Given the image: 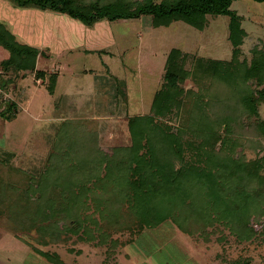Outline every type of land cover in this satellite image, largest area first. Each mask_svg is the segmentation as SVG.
I'll use <instances>...</instances> for the list:
<instances>
[{"label":"rangeland","instance_id":"rangeland-1","mask_svg":"<svg viewBox=\"0 0 264 264\" xmlns=\"http://www.w3.org/2000/svg\"><path fill=\"white\" fill-rule=\"evenodd\" d=\"M84 1L98 6L114 0ZM123 1L127 9L133 10L143 0ZM160 1L155 0V3ZM230 9L241 17V26L246 32L242 45L237 48V55L252 68L248 91L255 88L264 92V80L261 81L256 72V63L264 58L260 53H264V2L236 0ZM228 22L227 17H207V24L201 31L182 22L156 28L149 16L110 22L114 34L110 33L108 37L112 44L106 46L104 52H91L88 56L76 51L78 59L72 65H75L74 71L81 72L92 63L91 73L101 71L104 64L115 68V72L110 71L114 76H108L110 83L107 88H118L126 97L125 103L118 98L115 101L107 99L101 105L86 102L85 105H81L82 102L76 105L79 100L74 94H78L79 90L83 92L87 80L67 77V69L72 66H68L69 60H61V57L59 61L63 62V66L59 68L57 61L51 57L48 59L50 52L45 49L41 64L37 69L35 63V68L48 75L54 72L51 65L56 66L55 71L62 75V79L60 82L58 80L54 94L50 78L38 80L35 73L20 71L16 74L10 69L1 70L0 63V71L3 72L1 78L7 84L3 99L0 100V149L12 154L10 167L36 176L44 164L52 159L50 176L53 182H57L55 178L61 176L70 164L54 162L53 149L64 150L63 158L72 157V152L79 155L84 152L80 147L81 140L87 138L86 146L96 157L112 159L116 152L118 157L115 167L120 169L133 156L147 154L145 144L148 129L143 120H140L141 128L129 133L136 118L145 117L160 126L165 135L182 136L180 153L172 157L171 162L176 171L184 170L186 187L197 201L213 200L216 195L214 180L212 183L210 180L207 182L208 186L203 191L205 196L197 191L195 185L203 180L200 176L202 170H205L207 155L222 152L225 137H234L230 138L235 144L231 155L235 160L241 159L239 166L242 167L243 162L245 165L260 161L263 165L260 174L264 176V135L256 127L259 121L264 120V95L260 97L258 114L237 112V115H233L229 112L226 115L221 108L223 105L230 102L231 106L236 105L235 108H240V105L231 98L216 97L221 96L218 82L207 77H198L195 82L188 78L180 85L184 95L175 99L167 97L162 102L158 100L162 105L153 107L158 103L155 95L164 83L165 60L170 50L177 49L185 56L187 69L192 65L191 60L197 58L223 62L230 60L233 46L228 38ZM15 38L23 45L21 39L17 36ZM106 50L111 59L104 57ZM7 58L8 55L5 60ZM188 92L199 95L203 107L189 103ZM47 95L54 97L51 99ZM73 99H76L75 103ZM81 100L84 102V99ZM178 101H185V106L177 105ZM172 102L175 103L170 106ZM192 119L195 122L201 121V126L210 128V132L218 133L220 139L210 140L209 143L206 140L204 146L201 139L196 137L197 130ZM66 139L73 142V147L68 146ZM136 140L139 146H136ZM250 140L252 143L246 144ZM73 162L70 158V163ZM195 168L201 174L196 173ZM79 172L76 171L77 174ZM104 173L103 169L97 177L99 183L92 182H97L94 187L91 183L87 185L93 189L87 194L84 205H79L84 200L83 195L77 198L76 205L72 203L74 198L67 200L66 194L63 197L53 194V203L46 204L38 217V214L31 212L32 202H28L24 208L23 202L13 204L10 200L0 203V235L5 234L0 242V264H51L48 257L65 264H264V205L252 214L255 209L246 201V217L256 236L245 241L238 238L241 237L240 233L233 235L224 232V229V237L220 239L218 227L201 214L205 220L202 223L209 232L205 241L178 228L174 220L182 219L184 210L176 207L179 203L172 208L173 202L168 200L164 204L167 209L163 212L170 213L167 215L170 218L155 228H146L130 208L121 202L113 186L102 180ZM30 185L31 188L38 187L34 183ZM69 203L73 206H68ZM204 210L207 211V208ZM78 220L83 221L85 226H93L87 232L79 231L78 237L84 238L86 235V242H82L73 233ZM183 224L186 225L187 221ZM67 228L72 232L66 234L64 229Z\"/></svg>","mask_w":264,"mask_h":264},{"label":"trees","instance_id":"trees-1","mask_svg":"<svg viewBox=\"0 0 264 264\" xmlns=\"http://www.w3.org/2000/svg\"><path fill=\"white\" fill-rule=\"evenodd\" d=\"M10 1L27 9L64 14L82 22L86 26H93L101 20L113 22L115 20L137 19L141 16H149L152 19V25L156 28L170 25L173 22H182L201 31L207 24V17H227L229 19L227 26L228 38L233 46L230 60L223 62L222 60L197 58L191 60L192 65L190 69H187L185 56H182L177 49L170 50L165 60L164 83L161 90L155 95V100L156 102L158 100L162 102L165 99L167 100V97L175 99L180 95H184V90L180 85L186 79L191 78L195 82L198 77H207L212 78V81L218 82V85H220L219 88L221 90L219 93L221 96H216L218 99L231 98L230 100H234L240 105V108H235V104L234 107L231 106V102L223 105L221 108L226 115L229 112H232L233 115H237V112L241 114L245 112L258 114L257 108L261 102L260 97L264 95V92L255 88L248 91L247 88L252 68L249 67L245 59L240 60L237 55V48L242 45L246 32L241 26V17L230 9L232 3L236 0H161L159 3H155V0H143L133 10L127 9L123 0L101 3L98 6H93L84 0ZM253 1L264 2V0ZM0 29V46L8 54V58L1 62V69H10L16 74L20 71L28 74L35 73L37 78L44 79V73L35 68L37 58L35 50L19 44L15 37L1 26ZM260 53L264 55L263 52ZM256 65L258 67L256 69L257 75L262 81L264 80V58L262 57L261 61L256 63ZM50 80L51 84L54 85L55 77H51ZM2 83L5 84V81H2ZM188 94H190L189 103L196 107H203L199 95L191 94V92H188ZM161 102L158 101L153 107L157 108L156 105L161 106ZM174 103L172 102L170 106ZM177 105L184 107L185 101H178ZM157 110L154 109V111ZM190 111L192 113L193 109ZM141 119L148 129L145 144L147 154L133 156L128 163L120 166V169L115 167L118 157L116 152L113 154L114 157L112 159H103L101 156L96 157L95 153L93 151L89 152V148L86 146L87 138L81 140L82 142L80 141V147L84 152L79 153V155L76 152H72V157L63 158L64 150L53 149L52 158H54V162L56 160L65 164L69 162L70 164L69 167L65 168L66 170L61 176L55 178L57 182H53L54 180L50 176L52 159L44 164L38 175L32 176L11 168L9 163L12 154L0 149V203L10 200L13 201V204L23 202L24 208L28 206V202H32L31 209L33 210L31 212H34L35 215L38 214V217H40V213L44 210L46 204L53 203V194L59 197H63L66 194L68 196L67 200L74 198L72 203L76 205L77 198L83 195L82 199L84 200L79 205H84L87 194L92 191L95 183L99 181L97 177L100 175L101 170L104 169V179L102 180L113 186L112 189L116 191V195L121 202L130 208L146 228H155L170 218L167 216L171 215L170 213L163 212L167 209L164 204L168 200L173 202L172 208H175L174 206L178 203L176 207L183 208L184 217L175 219L174 222H176L180 230L185 231L190 236L202 238L205 241L208 239L209 232L206 231L207 226L202 223L205 220H203L204 217L201 214L206 215L207 217L205 218L218 227L217 233L220 234V239H223L224 235L222 233L224 234L225 231L233 235L234 233H240L241 237H238L240 241L256 236V232L249 227L245 206L247 201L248 205L255 209L252 212L253 214L256 213V209H260L264 205V176L260 174L263 170V165L260 161L245 165L243 162V166L240 167L239 162L241 159L235 160L231 155L235 144L230 138L234 137H225L222 141V152L219 154L211 152L207 155L205 170L201 169L202 174L199 173L198 168H195V172L201 174L202 185L203 183L205 184V186H202L201 183L199 185L196 183L197 191L205 196L203 191L207 188L209 180L211 183L214 180L213 186L216 191L215 197L212 198L213 200L197 201L192 198L191 190L186 187L184 170L176 171L171 162L172 157L180 153V139L182 136L165 135L160 126L154 124L150 118L145 117L136 118L134 126L129 129L130 134L136 128H141ZM263 121H259L256 127L257 131L264 135ZM192 123H195L193 125L197 130L196 137L201 139V143L204 146L210 140L216 141L220 139L218 133H212L210 128L207 129L201 126V121L195 122L192 119ZM251 141L246 144H251ZM65 142L68 143V146L73 147L71 140L66 139ZM136 146H139L138 140H136ZM70 158L74 161L73 163H70ZM93 162H95L94 165ZM83 165L84 167H82ZM77 170H80L79 174L76 173ZM94 181L97 182L92 184ZM31 183L38 187L31 188ZM90 183L93 186L91 188L89 187ZM22 192L24 196H22ZM169 196L173 198H169ZM208 197H210L209 194ZM73 204L69 203L68 206H73ZM206 208L207 211H203ZM186 221L187 224H183ZM91 227L93 226H85L83 221H79L73 233L78 237L79 231L82 232L84 230L87 232ZM223 229L224 232H222ZM64 231L66 234L72 232L68 228L64 229ZM262 236H264V231ZM85 237L86 235L84 238L83 236L78 238L82 239V242H86L88 238ZM99 238L100 240L102 239L101 236ZM47 260L51 264H65L50 257Z\"/></svg>","mask_w":264,"mask_h":264},{"label":"crops","instance_id":"crops-1","mask_svg":"<svg viewBox=\"0 0 264 264\" xmlns=\"http://www.w3.org/2000/svg\"><path fill=\"white\" fill-rule=\"evenodd\" d=\"M0 26L11 33L14 37L17 36L21 39L24 42L23 45L32 48L38 53L36 58L37 69L39 63L41 64L44 49L48 53L50 52L48 59L51 57L53 61H57L59 68L63 66V62L59 61L61 57H63L61 60H64V58L66 60L68 59L70 63L68 66H71L72 63L78 59V56H75L76 51H80V53L83 52L84 56H88L91 52H104V48L109 44H112L110 43V37H108L109 34H114L111 23L106 20L98 21L93 26H86L82 22L72 19L67 15L23 8L12 3L10 0H0ZM69 54H71V56ZM6 55H8L7 52L0 46V63L5 60ZM103 55L104 57H110L111 59V55L108 54L107 50ZM51 66V70H54V72L45 75L44 79L55 77L54 90L52 91V94H54L58 80L59 82L61 81L62 78L60 79V77L62 75L55 71V65ZM104 67H101V71L97 70L93 73H91V70L93 69L92 63H90L88 69L82 70L81 72L73 70L75 65L69 67L71 70H69V68L67 69V77L70 79L77 78V80L80 79V81L82 79L87 80L85 82L87 85L84 87L81 86L83 87V92L79 90L78 94H74L79 100L76 105L80 102H82L81 105H85V102L101 105L105 104L107 99L115 101L118 98L119 101L121 100L122 103H125L126 97L118 90V88L115 90L107 88V84L110 83L108 76H114L113 74H110V71L112 73L115 72L113 70L116 69L112 67L110 68V66H106V64H104ZM2 73L3 72L0 71L1 95L6 91L7 85L6 83H2V81H4L1 78ZM37 79L42 80L40 78ZM65 83L66 82H63L62 84ZM129 88L128 90L130 93ZM23 91L24 90H22V93ZM46 97L53 99L54 96L47 95ZM81 98L84 99V102ZM46 99L47 98H45L44 104H46ZM73 100L75 103L76 99ZM4 236L5 234L0 235V242L4 239Z\"/></svg>","mask_w":264,"mask_h":264},{"label":"built area","instance_id":"built-area-1","mask_svg":"<svg viewBox=\"0 0 264 264\" xmlns=\"http://www.w3.org/2000/svg\"><path fill=\"white\" fill-rule=\"evenodd\" d=\"M3 96H4V95H1V94H0V100H2V99H3Z\"/></svg>","mask_w":264,"mask_h":264}]
</instances>
